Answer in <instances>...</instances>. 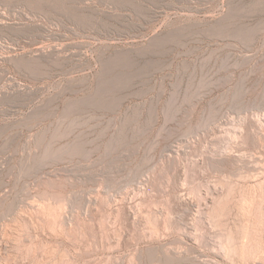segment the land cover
Returning <instances> with one entry per match:
<instances>
[{"label": "rangeland", "instance_id": "1", "mask_svg": "<svg viewBox=\"0 0 264 264\" xmlns=\"http://www.w3.org/2000/svg\"><path fill=\"white\" fill-rule=\"evenodd\" d=\"M0 264H264V0H0Z\"/></svg>", "mask_w": 264, "mask_h": 264}, {"label": "bare ground", "instance_id": "2", "mask_svg": "<svg viewBox=\"0 0 264 264\" xmlns=\"http://www.w3.org/2000/svg\"><path fill=\"white\" fill-rule=\"evenodd\" d=\"M259 119V118H258ZM256 121V120H255ZM259 121V120H258ZM232 125V124H231ZM227 126V125H226ZM262 126V125H261ZM234 127H237V126H234ZM258 127V126H257ZM260 127V126H259ZM261 128H263V127H261ZM236 129V128H235ZM241 129V128H240ZM227 131V130H226ZM243 131V130H242ZM258 131V130H257ZM230 133V132H229ZM235 133V132H234ZM254 133V132H253ZM233 136H235V135H233ZM260 136V135H259ZM238 137V136H237ZM260 138V137H259ZM262 138V137H261ZM256 144V143H255ZM256 155V154H255ZM229 188V187H228ZM232 188V187H231ZM229 190V189H228ZM233 191V190H232ZM227 194V193H226ZM221 196V195H220ZM230 196V195H229ZM209 197V196H208ZM232 197V196H231ZM242 197V196H241ZM207 198V197H206ZM214 199H216V198H214ZM218 199V198H217ZM224 199L226 200V198L224 197ZM223 199V200H224ZM229 200V199H228ZM233 200V199H232ZM230 201V200H229ZM214 202V201H213ZM216 202H222V200L221 199H219V201L217 200ZM215 202V203H216ZM225 202V201H224ZM228 202V201H227ZM242 202V201H241ZM229 203V202H228ZM249 203V202H248ZM225 204V203H224ZM213 205V204H212ZM223 205V204H222ZM232 205V204H231ZM218 206V205H217ZM221 206V205H220ZM241 206V205H240ZM252 206V205H251ZM219 207V206H218ZM245 207V206H244ZM220 208V207H219ZM225 208V207H224ZM214 209H215V207H214ZM221 209V208H220ZM229 209V208H228ZM216 210H214V212H215ZM222 211V210H221ZM219 212V211H218ZM222 212H224V211H222ZM227 213V212H226ZM255 213V212H254ZM219 213H217V215H218ZM214 215V214H213ZM225 215V214H224ZM227 215V214H226ZM219 216V215H218ZM242 216V215H241ZM214 217V216H213ZM55 218V217H54ZM215 218V217H214ZM219 218V217H218ZM259 219V218H258ZM248 224V223H247ZM245 225V224H244ZM240 228V227H239ZM241 229V228H240ZM243 230V229H242ZM247 230V229H246ZM245 231V230H244ZM250 232V231H249ZM239 233V232H238ZM245 233V232H244ZM229 234V233H228ZM242 234V233H241ZM245 236V235H244ZM243 237V236H242ZM254 237V236H253ZM228 239V238H227ZM233 239V238H232ZM237 239V238H236ZM243 240V239H242ZM255 242V241H254ZM241 244V243H240ZM243 246L244 245H241V246H239L240 248H239V251L241 252L240 254L243 256L244 255V253H243ZM234 247H236V246H234ZM258 247V246H257ZM237 248H238V246H237ZM252 248V247H251ZM246 249V248H245ZM251 250V249H250ZM238 251V252H239ZM235 252V251H234ZM258 252V251H257ZM247 253H249V252H247ZM263 254V253H262ZM236 255V254H235ZM238 255H239V253H238ZM242 256H240V257H242Z\"/></svg>", "mask_w": 264, "mask_h": 264}]
</instances>
